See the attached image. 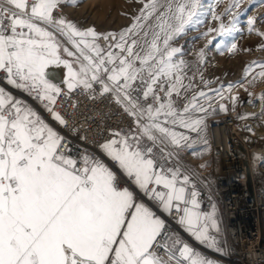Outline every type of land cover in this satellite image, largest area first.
<instances>
[{
  "label": "snow or ice",
  "instance_id": "1",
  "mask_svg": "<svg viewBox=\"0 0 264 264\" xmlns=\"http://www.w3.org/2000/svg\"><path fill=\"white\" fill-rule=\"evenodd\" d=\"M141 2L128 28L99 33L81 29L59 11L78 0H0V79L39 100L60 125L67 121L55 110L58 97L78 88L94 93L99 85V94H111L135 125L113 131L98 145L99 155L72 153L36 110L0 86V264H215L166 232L154 211L179 212L177 222L186 232L221 251L215 205L203 211L187 171L178 163L169 166L179 149H194L197 141L189 133L200 138L206 131L211 104L205 108L200 99H212L204 91L187 95L192 85L184 84L183 50L171 42L210 14L220 20L219 28L201 35L215 32L221 37L216 46L234 52L240 17L264 0L232 14L227 26L204 0ZM239 7L234 0L226 11ZM152 17L154 26L147 24ZM246 23L249 32L264 36L255 29L256 17ZM228 37L233 39L226 42ZM101 38L110 41L107 48ZM204 55L201 49L199 58ZM58 68L66 75L54 82ZM258 75L264 78V71ZM182 90L184 103L178 105L174 96L180 98Z\"/></svg>",
  "mask_w": 264,
  "mask_h": 264
},
{
  "label": "rangeland",
  "instance_id": "2",
  "mask_svg": "<svg viewBox=\"0 0 264 264\" xmlns=\"http://www.w3.org/2000/svg\"><path fill=\"white\" fill-rule=\"evenodd\" d=\"M233 2L234 0H204L205 5L211 6L218 16L223 14L222 19L226 26L231 22L232 14L243 12L245 8H249L252 0H240V7L232 9V13L229 14L226 10L231 7ZM142 7L143 3L141 0H78L76 5H61L59 11L66 18L75 22L81 29L95 27L99 33H119L134 22V17L139 15ZM249 16L256 17L255 29L259 32H264V4L257 2L247 13L240 17L238 27L241 29V32L235 36L237 48L234 52H229L222 47L216 46L219 44L221 37L217 36L215 32L210 33L207 37L201 35L208 31L209 28H219L220 20H213L210 14L205 17L202 25L194 29H188L183 35L171 42L172 46L180 47L183 50L181 58L187 64V67L184 69V84L192 85L187 90V95L191 97V95L199 91H204L208 97L212 98L210 101L203 98L200 99V103L205 108H209V103L211 104V108H209V113L206 117L207 128L202 136L197 138L195 133H189L197 141L194 149H179L178 160L173 159L169 162L170 167H175L178 163L190 175L192 183L196 186L195 190L200 193L198 199L201 201L203 211H205L203 209V196L205 194H214L212 180L224 172L223 157L219 155L224 154L223 152L228 153L231 147L236 148V152L244 153L248 156L246 165L251 194L255 196V177L259 174L254 171L253 162L259 161L258 158L261 154H264V99H262L264 97V78L258 75L261 71H264V68L261 67V65H264V36L259 35L257 31L249 32L247 30L246 21ZM155 23V17L147 21L149 25L154 26ZM146 30L147 28L144 29V31ZM214 36L216 39H213L212 44L209 45L208 40ZM225 39L228 42L233 38L228 37ZM99 43L101 45L100 40ZM101 46L107 48L108 45ZM201 49L205 53L203 60L198 56ZM112 50L118 51L116 49ZM253 62L257 63L253 65ZM249 65L253 66L246 75V69L249 68ZM229 84L233 85L231 91L228 90ZM212 90H218L222 93V98L221 95L217 94V91ZM184 95L185 92L182 90L180 98L174 96V99H177L178 105L184 103ZM29 97L31 99H26L35 108H39L40 110L44 108L39 100L33 96ZM221 104L227 107V113L220 110L219 105ZM213 109H215L214 112ZM232 113H237V117L244 118L235 121L237 130L229 131V147L226 149L215 139L214 127L217 126L215 125V120L223 118L225 121H229L231 120ZM199 115H202V113ZM248 129H251L253 132L245 138L243 133H248L246 131ZM240 131L242 133H239ZM204 140L207 141L206 144ZM252 141H255V146L250 145ZM164 150L168 151L171 148L170 146H164ZM203 156L208 157L207 162H210L207 165V171H210V174L207 175H202L204 170H199L200 168L198 167L199 159ZM262 163L264 164V161ZM253 179L254 186L252 184ZM261 196H264V191ZM214 205L220 225L219 233L214 234L221 248L220 252L199 243L182 226L180 227L191 240L194 250L213 260L215 264H235L231 259L230 242L227 238L221 207L217 203ZM154 211L162 219L164 217L163 214H168L164 213L158 206L154 207Z\"/></svg>",
  "mask_w": 264,
  "mask_h": 264
},
{
  "label": "built area",
  "instance_id": "3",
  "mask_svg": "<svg viewBox=\"0 0 264 264\" xmlns=\"http://www.w3.org/2000/svg\"><path fill=\"white\" fill-rule=\"evenodd\" d=\"M100 42L103 46L110 43L103 38ZM2 76L0 73V77ZM0 86L8 84L0 79ZM61 87L66 91L65 85L62 84ZM94 87V93L78 88L71 94L58 97L55 110L64 117L67 125H60L49 112L41 109L47 121L65 138V148L70 149L72 153L90 152L99 155L98 145L111 139L113 131L135 128L133 118L124 111L123 106L116 103L111 94L101 96L99 85ZM219 156L223 157L224 172L213 178L214 194L203 196V209L210 211L215 203L220 205L230 242L231 259L235 264H264V196L251 194L246 165L248 156L236 152L233 147L228 153ZM261 172L264 184V166ZM207 174H210V171L205 169L202 175ZM239 181H245L248 187L245 192L243 190L238 194L234 185ZM244 193L246 196H242ZM163 215L165 231L178 234L193 247L191 240L177 222L176 218L180 213L173 211ZM160 242L163 244L165 241L161 239ZM156 251L167 257L164 248H158Z\"/></svg>",
  "mask_w": 264,
  "mask_h": 264
},
{
  "label": "bare ground",
  "instance_id": "4",
  "mask_svg": "<svg viewBox=\"0 0 264 264\" xmlns=\"http://www.w3.org/2000/svg\"><path fill=\"white\" fill-rule=\"evenodd\" d=\"M63 71L64 70H62L61 72H58L57 71V78H56V80L63 79L62 78L63 77V74H64ZM251 110H253V109H251ZM226 113H227V111H226ZM238 119H240V116L237 117V113L236 114L232 113L231 114V120H229V121L228 120L225 121L223 118H219V119H216L215 120L216 121L215 125H217V126L214 127L215 139H216V141L218 143H221L226 149H228V147H229V133H230L229 131L230 130L233 131V130H237L238 129L236 127V125H235V121L238 120ZM241 131H242V129H241ZM241 131L239 133H242ZM246 131H248V133L247 132L246 133L245 132L243 133V136L245 138H246V136H250L248 134H250V133L253 132L251 129L250 130L248 129ZM254 140H255V138H254ZM250 145L251 146H255V141L254 142L252 141V143ZM263 152H264V150H263ZM262 158H264V154H261V156L258 158L259 161L253 162V166L255 168L254 171L257 174H259V175H257L255 177V187H254L255 188V196H261L262 195V192L264 191V187H263V185H264L263 184V176H262V172H261V169L264 166V164L262 163L264 160H262ZM207 159H208V157H205V156H203V157H201L199 159V163H198V167L200 168L199 170H205V169H207V165L210 164V162H207ZM234 186L236 188L235 190L238 191V194L240 192H242L243 190L245 192V188L248 187L247 186V183L245 181L236 182V184ZM238 196H240V195H238ZM242 196H246V193H244V195H242Z\"/></svg>",
  "mask_w": 264,
  "mask_h": 264
},
{
  "label": "crops",
  "instance_id": "5",
  "mask_svg": "<svg viewBox=\"0 0 264 264\" xmlns=\"http://www.w3.org/2000/svg\"><path fill=\"white\" fill-rule=\"evenodd\" d=\"M62 70H64L63 68H58L57 69V71L58 72H61ZM63 77L62 78H64L65 77V75H66V71L64 70L63 71ZM57 81H59V80H56V81H54V82H57ZM3 87H5V89L7 90V91H9V92H11L15 97H17V98H19V99H22L23 101H25V102H27V104H29L34 110H36L41 116H42V118L44 119V120H46V122H48L47 121V119L45 118V116H44V114H43V112L38 108H35L26 98H29V99H31L29 96V94L28 93H25V92H23V91H21V90H18V89H15L14 87H12V86H10V85H8V86H3ZM41 104V103H40ZM44 109V108H43ZM49 123V122H48ZM50 124V123H49Z\"/></svg>",
  "mask_w": 264,
  "mask_h": 264
}]
</instances>
